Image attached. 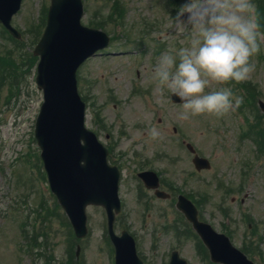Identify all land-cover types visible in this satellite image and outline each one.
Segmentation results:
<instances>
[{
    "label": "rangeland",
    "instance_id": "374dc122",
    "mask_svg": "<svg viewBox=\"0 0 264 264\" xmlns=\"http://www.w3.org/2000/svg\"><path fill=\"white\" fill-rule=\"evenodd\" d=\"M183 3L83 0V25L90 27L92 23L111 37L108 52L83 64L77 79L87 104V128L98 131L103 142L104 134H110L107 142L111 153L123 155L116 159L122 163L119 196L124 214L118 217L115 231L118 234L119 227L132 224L134 230L129 231L145 264H167L173 250L187 264H205L192 233L185 238L180 232L186 230H180V225H175V230L155 229L154 223L161 222L159 212L166 211L169 219L179 217L170 202L155 201L148 227H142L147 212L135 171L152 169L165 186L173 183L176 190L195 199L203 221L227 235L255 264H264V152L257 153L253 141L255 138L261 143L264 131L245 135L254 117L259 116L264 127V116L253 104L257 97L264 101V43L253 57L255 71L247 81L213 82L210 86V90L230 87L237 96L245 95L238 87L244 86L249 96L238 106L242 107L240 113L234 105L220 116L202 114L181 119L182 105L172 103L169 90H160L153 67L162 53H174L194 38L193 33L179 31L175 23ZM255 6L252 15L264 27V17L258 20ZM48 7L49 0L22 1L12 20L22 34V44L10 39L0 27V57L18 66L16 76L0 78V264H113L104 211L89 207L88 234L83 240L74 238L50 193L34 140L42 95L34 82L35 68L28 70L26 57L43 31ZM17 85L20 93L16 97ZM97 119H102L106 129ZM152 128L159 130L158 138L150 136ZM186 143L210 161V170H194ZM46 209L54 211L48 215ZM182 221L180 218V224L187 228ZM76 245L80 246L78 257Z\"/></svg>",
    "mask_w": 264,
    "mask_h": 264
},
{
    "label": "water",
    "instance_id": "95a60500",
    "mask_svg": "<svg viewBox=\"0 0 264 264\" xmlns=\"http://www.w3.org/2000/svg\"><path fill=\"white\" fill-rule=\"evenodd\" d=\"M20 4L21 0H0V22L16 38L20 35L10 22ZM82 15L81 0H50L47 25L33 52L39 57L35 81L43 91L44 100L36 121L35 138L51 191L65 210L76 237L87 234L86 207L100 205L107 213L115 264H141L133 240L125 232L117 238L112 231L114 215L120 210L117 171L107 166L106 150L83 127L84 104L77 94L76 71L87 58L107 47L109 38L102 31L83 27ZM172 100L180 102L175 95ZM259 106L264 113V103L259 102ZM188 148L194 153L191 146ZM193 164L198 171L210 168L209 161L198 156ZM139 176L148 188L157 187L153 173ZM177 207L192 222L213 262L253 264L232 247L227 237L199 223L196 209L186 199L180 197ZM170 264L185 263L173 253Z\"/></svg>",
    "mask_w": 264,
    "mask_h": 264
},
{
    "label": "clouds",
    "instance_id": "9594fccd",
    "mask_svg": "<svg viewBox=\"0 0 264 264\" xmlns=\"http://www.w3.org/2000/svg\"><path fill=\"white\" fill-rule=\"evenodd\" d=\"M253 0H184L175 15L179 31L194 34L176 52H164L153 67L161 91L179 99L181 119L202 114L223 115L244 98L230 87L210 90L213 82H244L255 71L253 57L262 42L259 24L252 15ZM155 139L156 128L150 130Z\"/></svg>",
    "mask_w": 264,
    "mask_h": 264
},
{
    "label": "flooded vegetation",
    "instance_id": "af4514ba",
    "mask_svg": "<svg viewBox=\"0 0 264 264\" xmlns=\"http://www.w3.org/2000/svg\"><path fill=\"white\" fill-rule=\"evenodd\" d=\"M102 119H100V121H101ZM97 122H98V119H97ZM99 123V122H98ZM101 123H104V122H101ZM97 134V137H98V139L99 140H101V138H100V134H99V132H97L96 133ZM109 137H110V135L108 134V133H105L104 134V143L105 144H107V146L109 147V148H111V146H110V144L107 142L108 141V139H109ZM102 141V140H101ZM106 146V147H107ZM108 149V148H107ZM112 149V148H111ZM116 154L118 155V156H113V155H115V152H113V153H109V161H110V164L111 165H113V166H116L119 170H121V165H122V163L120 162V161H117V159H116V157H119V156H123L120 152H117L116 151ZM142 168H136V173H135V178L137 179V181H138V183L140 184V192H141V198L140 199H142L143 200V205H144V209H145V211L147 212V214H146V219H145V222H144V224H143V228H144V230H146L147 229V221H149L150 220V218H151V211H152V209H154V207H155V201H162V202H170L171 203V205L175 208L176 207V200H175V198L173 197V195H172V193L170 192V188L169 187H167V186H165L164 184H163V182H162V180L160 179V181H159V187H158V189L157 190H148L147 188H146V186H145V184H144V182H142L141 181V179L139 178V174L142 172V171H144V169H142ZM156 191H159V192H163V193H165V194H167V195H169V196H166V197H163V198H159V197H157V195H156ZM120 198V197H119ZM120 201H121V212H120V214H118L117 215V217H116V219H115V223L114 224H116L117 222H118V217L119 218H121L122 216H123V214H124V202H123V200H122V198H120ZM140 204H141V202H140ZM145 211H143V213L145 212ZM176 213H178L179 214V217H177V218H172V219H169V217H168V213L165 211V212H159L158 214H159V217L158 218H161V222L159 223L160 225H157V222H155L154 223V225H156V227H155V229L156 230H164L165 228V230H174L175 229V225H177V226H179L180 225V218L182 217L183 218V216H182V214L181 213H179L178 211H176ZM142 219H143V217H142ZM184 219V218H183ZM123 220V219H122ZM123 222H124V220H123ZM186 221H184L183 220V223L184 224H187L188 225V227H189V223H185ZM191 226V225H190ZM169 228V229H168ZM190 228V227H189ZM114 229L116 230V227L114 226ZM191 229V228H190ZM119 230H134V228H133V226H132V224H126L125 226H121V227H119ZM131 233V232H130ZM132 234V233H131ZM132 237H133V239H134V241L136 242V239H135V237L133 236V234H132ZM169 261V260H168Z\"/></svg>",
    "mask_w": 264,
    "mask_h": 264
},
{
    "label": "trees",
    "instance_id": "16d2710c",
    "mask_svg": "<svg viewBox=\"0 0 264 264\" xmlns=\"http://www.w3.org/2000/svg\"><path fill=\"white\" fill-rule=\"evenodd\" d=\"M117 8V7H116ZM260 12H263V10H260ZM263 30H264V27L262 28ZM31 58V57H30ZM32 59V64H33V61H34V59L33 58H31ZM11 66H12V68H13V70H15L16 69V66H15V64H11ZM256 127V126H255ZM258 128H259V131L261 132V133H263V128L262 127H260V126H258Z\"/></svg>",
    "mask_w": 264,
    "mask_h": 264
}]
</instances>
